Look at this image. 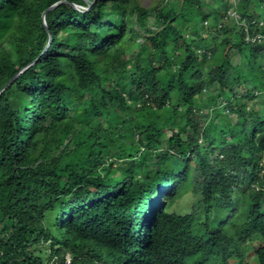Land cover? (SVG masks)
Returning <instances> with one entry per match:
<instances>
[{"label": "trees", "instance_id": "1", "mask_svg": "<svg viewBox=\"0 0 264 264\" xmlns=\"http://www.w3.org/2000/svg\"><path fill=\"white\" fill-rule=\"evenodd\" d=\"M253 238L264 264V0H0V264H250Z\"/></svg>", "mask_w": 264, "mask_h": 264}, {"label": "rangeland", "instance_id": "2", "mask_svg": "<svg viewBox=\"0 0 264 264\" xmlns=\"http://www.w3.org/2000/svg\"><path fill=\"white\" fill-rule=\"evenodd\" d=\"M89 1V0H87ZM138 2L140 3L141 6L145 7V8H148V9H151V8H154L155 6L159 5L162 0H138ZM160 25V22H158L156 20V17H155V12H152L149 16V23H148V27L149 28H156ZM142 40L140 39L139 42H141ZM107 175V174H106ZM157 196H159V194H157ZM163 199V198H162ZM199 198H197L195 195H193L192 193H187L185 195H183L181 198H178L176 199L172 205H171V208L170 210L171 211H174V212H177V213H180V214H184V213H187V212H190L192 210V207L193 205L196 203V201L198 200ZM93 201L91 200L90 203H92ZM54 213L52 215H49V224H53L54 223ZM222 217V213L219 211V210H216L214 209L213 210V219H220ZM200 219H203L204 218V214H201L199 216ZM54 234H56V232L54 231ZM254 239V240H253ZM251 239L249 242L250 244L248 245V250L246 252V260L248 261V263L250 264H257V260L255 259V252H254V249L258 243V239L256 238H253ZM253 240V241H252ZM46 245H44V248H45ZM48 249H50V246H47ZM246 248V249H247ZM46 251V250H45ZM50 252V250H49ZM49 256V253L45 256L46 258Z\"/></svg>", "mask_w": 264, "mask_h": 264}, {"label": "water", "instance_id": "3", "mask_svg": "<svg viewBox=\"0 0 264 264\" xmlns=\"http://www.w3.org/2000/svg\"><path fill=\"white\" fill-rule=\"evenodd\" d=\"M13 80V79H12ZM12 80L10 81V83L12 82ZM9 84V83H8Z\"/></svg>", "mask_w": 264, "mask_h": 264}]
</instances>
